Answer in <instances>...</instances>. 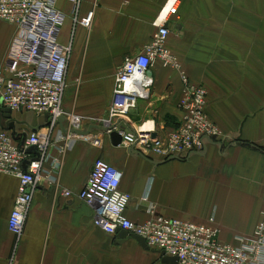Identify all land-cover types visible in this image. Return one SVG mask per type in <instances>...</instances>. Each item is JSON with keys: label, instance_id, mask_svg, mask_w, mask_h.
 I'll return each instance as SVG.
<instances>
[{"label": "crops", "instance_id": "1", "mask_svg": "<svg viewBox=\"0 0 264 264\" xmlns=\"http://www.w3.org/2000/svg\"><path fill=\"white\" fill-rule=\"evenodd\" d=\"M171 1L82 0L79 6L56 1L66 15L59 41L73 47L63 106L81 116L80 131L88 136L63 155L58 147L51 149L45 167L53 170V159H62L60 187L37 188L19 238L8 226L19 180L0 172V264H168L159 249L124 230L108 234L93 224L94 208L79 191L98 157L120 170V188L130 195L125 213L135 222L163 215L211 224L214 217L220 239L231 243H237V234L254 232L264 210V0H177V12L167 22V45L188 76L206 87L207 110L221 137L166 161L115 145L105 132L117 69L125 56L139 54L152 40ZM90 12L92 25L86 28L80 20ZM15 31L0 19V64L6 63ZM150 71L152 97L138 101L131 126L145 122L163 137L182 119L183 83L173 68L157 63ZM11 117L10 132L20 143L49 121L33 112L12 111ZM7 121L3 118V125ZM95 137L100 146L93 144Z\"/></svg>", "mask_w": 264, "mask_h": 264}, {"label": "built area", "instance_id": "2", "mask_svg": "<svg viewBox=\"0 0 264 264\" xmlns=\"http://www.w3.org/2000/svg\"><path fill=\"white\" fill-rule=\"evenodd\" d=\"M56 1L0 0V19L16 28L6 63L0 64L3 108L10 113L33 112L49 118L43 130H32L28 134L24 146L10 130L0 128V172L13 174L19 180L8 218L9 229L17 238L23 233L37 188L43 183L56 190L60 187L62 159H53V170L45 167L51 149L58 147L63 155L78 138L88 136L73 131L82 129L83 120L79 114L67 112L63 106L73 47L59 41L66 15L56 7ZM69 1L79 6L82 0ZM177 9V0H172L159 16L158 29L152 40L139 54L125 56L115 73L112 101L104 123L106 133L118 131L121 134L120 145L147 156L152 152L165 158L171 155L184 158L202 150L207 140L218 139L221 135L207 110L206 87L188 76L179 57L167 45L171 33L167 22ZM92 15L90 12L80 23L90 28ZM157 63L177 70L183 83L178 105L182 119L163 137L153 135L155 128L146 127L145 122L131 126L130 118L140 99L152 97L154 78L148 75V71ZM61 116H65L66 131L60 128ZM56 129H59L57 133ZM92 142L101 145L99 137L93 138ZM31 147H35V151H28ZM120 184V170L98 157L79 191L80 199L94 208L93 224L106 233L126 230L141 236L149 247L176 256L178 264H264V210L254 232L237 234V243H231L220 239L219 227L212 224L214 217L210 218L211 224L163 215H153L144 222L131 220L125 213L130 195L121 190ZM143 200L148 201V197L144 196ZM149 208L155 212V205L151 204Z\"/></svg>", "mask_w": 264, "mask_h": 264}, {"label": "water", "instance_id": "3", "mask_svg": "<svg viewBox=\"0 0 264 264\" xmlns=\"http://www.w3.org/2000/svg\"><path fill=\"white\" fill-rule=\"evenodd\" d=\"M148 75L152 76V72H151V71H148ZM3 118H8V121L5 122L4 125H3V123H2V119H3ZM13 122H15V121H14L13 118H11L10 110H7V109L3 108L2 102H1V100H0V125H2L1 127L4 128V129L11 130V129H13V124H14ZM64 122H65V116H61V117L59 118V124H60L61 128H62L64 131H66V128H65V126H64ZM5 125H7V126H5ZM73 131H75V132H77V133L87 134V132H82V131H80V130H73ZM153 135H155V134H153ZM109 136H110V138H111L113 144H115V145H120V144H121L122 136H121V134H120L118 131H113V132H111V133L109 134ZM24 141H25V139H23V141L21 142V146H24V143H25ZM132 148H133V147H132ZM33 150L35 151V147H31V148H29L28 151L33 152ZM138 153L141 154V155H143L144 157H147L145 154H143V153L140 152V151H138ZM175 159H182V158L179 157L178 155H171V156L167 157L165 160H166V161H170V160H175ZM123 232H124V234L127 233V234H129V235H131V236L137 238V240H139V242H140L142 245H144V246H146V247H149V246L147 245V243H146V241H145V239H144L143 237L138 236V235H135V234H130V233H128L126 230H124ZM123 232L120 233V234H123ZM121 236H122V235H121ZM121 236H120V237H121ZM161 254H162V256L164 257V261L167 262L168 264H178V258H177L176 256L167 255V254H165L164 251H162Z\"/></svg>", "mask_w": 264, "mask_h": 264}, {"label": "rangeland", "instance_id": "4", "mask_svg": "<svg viewBox=\"0 0 264 264\" xmlns=\"http://www.w3.org/2000/svg\"><path fill=\"white\" fill-rule=\"evenodd\" d=\"M214 123H215V124L217 125V127L219 128L218 124H217L215 121H214ZM177 126H178V125H177ZM173 127H176V126H173ZM173 127H172V128H173ZM219 129H220V128H219ZM220 137H221V135H220Z\"/></svg>", "mask_w": 264, "mask_h": 264}]
</instances>
